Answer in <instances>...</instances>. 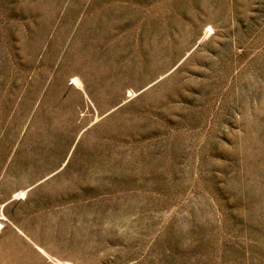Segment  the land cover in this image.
Wrapping results in <instances>:
<instances>
[{
  "label": "rangeland",
  "instance_id": "374dc122",
  "mask_svg": "<svg viewBox=\"0 0 264 264\" xmlns=\"http://www.w3.org/2000/svg\"><path fill=\"white\" fill-rule=\"evenodd\" d=\"M0 264H264V0H0Z\"/></svg>",
  "mask_w": 264,
  "mask_h": 264
}]
</instances>
